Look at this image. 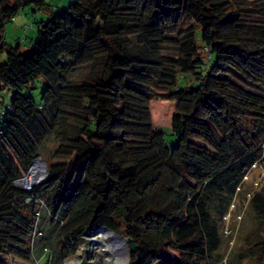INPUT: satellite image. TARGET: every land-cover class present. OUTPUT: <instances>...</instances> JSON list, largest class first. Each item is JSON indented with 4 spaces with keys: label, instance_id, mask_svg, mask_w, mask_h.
<instances>
[{
    "label": "trees",
    "instance_id": "trees-1",
    "mask_svg": "<svg viewBox=\"0 0 264 264\" xmlns=\"http://www.w3.org/2000/svg\"><path fill=\"white\" fill-rule=\"evenodd\" d=\"M26 6L49 16L31 50L5 41ZM3 88L0 264L37 259L43 209L57 263L107 229L127 264H264V184H244L264 163V0H0ZM151 101L175 103L172 148ZM39 157L47 177L16 184ZM243 205L255 228L222 254Z\"/></svg>",
    "mask_w": 264,
    "mask_h": 264
},
{
    "label": "rangeland",
    "instance_id": "rangeland-1",
    "mask_svg": "<svg viewBox=\"0 0 264 264\" xmlns=\"http://www.w3.org/2000/svg\"><path fill=\"white\" fill-rule=\"evenodd\" d=\"M46 3H50L53 7H65L72 3L74 0H44ZM26 18V19H25ZM49 18L46 10H38L33 6H26L22 8L17 14L18 24L23 21L31 22V28L28 30H22L18 28L16 22H10L6 26L5 30V41L15 45L19 41L23 50H31L32 41L37 34V22L45 21ZM44 84L41 81H37L35 88L28 92L34 100L39 103ZM13 98V91L10 88H3L0 90V113L9 108ZM151 120L153 127H160L164 132V138L167 147L172 148L176 143L177 137L171 132V117L175 112V103L169 101H151L150 103ZM1 123V120H0ZM54 147L53 142L49 139L42 148V153L46 155L50 149ZM41 158V157H40ZM42 159V158H41ZM26 174L23 175V177ZM244 184L248 189L259 188L264 184V163L255 167L250 171L247 178L244 180ZM264 219V217H262ZM226 224L228 228L233 227L230 236L224 237L222 244L221 253L225 254L229 246L233 245V250H239V247L244 245L245 237L255 228L254 220L245 205L242 206L239 216H230L226 218ZM51 221L46 210L41 211V216L37 225L36 238L34 239V252L37 257L36 260L31 262H23L18 259H12L11 264H64L69 258L68 255L60 262H56V255L51 250ZM227 230V231H229ZM38 231L41 236L38 237ZM49 240H48V239ZM111 238L105 237L104 233L98 232L96 236L90 237L89 240L78 246L75 252L80 247H86L90 254V260L93 264H105L107 259L112 258V253L107 251V247ZM74 252V253H75ZM42 254L37 256V254ZM119 254V253H118ZM92 256V257H91ZM66 259V260H65ZM116 262V263H115ZM113 264H119L115 261ZM66 264V263H65ZM241 264H248L241 262Z\"/></svg>",
    "mask_w": 264,
    "mask_h": 264
},
{
    "label": "water",
    "instance_id": "water-1",
    "mask_svg": "<svg viewBox=\"0 0 264 264\" xmlns=\"http://www.w3.org/2000/svg\"><path fill=\"white\" fill-rule=\"evenodd\" d=\"M36 163L39 164L38 171H39L40 175H38L36 177L37 180H36V182L34 184L41 182L48 175L46 163H45V161L43 159H41L39 157V158L35 159L32 162L31 166L29 167V169H28V171L26 173V176L32 171V169L34 168V165ZM26 176L20 178L19 181L24 179ZM99 232H102L105 235L109 236L112 241H115L116 243H119L120 247H118L117 253H119V255H121L124 258V264H127L128 261H129V258H130V252H134L135 251L134 243L131 240H126L121 235H119V234H117V233H115L113 231L107 230V229H101V230H99ZM72 254H74V253H72ZM72 254H70V255H72ZM75 264H92V263L89 261L88 256L82 255L81 258Z\"/></svg>",
    "mask_w": 264,
    "mask_h": 264
},
{
    "label": "bare ground",
    "instance_id": "bare-ground-1",
    "mask_svg": "<svg viewBox=\"0 0 264 264\" xmlns=\"http://www.w3.org/2000/svg\"><path fill=\"white\" fill-rule=\"evenodd\" d=\"M38 166H39V164L36 163L34 165V168L32 169V171L24 179L20 180L19 184L22 185L24 188L29 189L30 186H32L36 182V180H37L36 177L38 175H40V173L38 171ZM104 236L108 237L105 234H104ZM118 247H120L119 243H116L115 241H112V240L109 242V245L107 247V251L112 253V258L107 259L105 264H113L115 261H117V263H119V264H124V258L117 253ZM90 254L88 253V250L86 247H80L74 254L69 256V258L66 260L65 263L66 264H75L81 258L82 255L88 256L89 261L91 262Z\"/></svg>",
    "mask_w": 264,
    "mask_h": 264
},
{
    "label": "crops",
    "instance_id": "crops-1",
    "mask_svg": "<svg viewBox=\"0 0 264 264\" xmlns=\"http://www.w3.org/2000/svg\"><path fill=\"white\" fill-rule=\"evenodd\" d=\"M12 22H16L18 24L17 16L15 17V19ZM17 26H18L19 29L28 30V29L31 28V22L23 21V22H20Z\"/></svg>",
    "mask_w": 264,
    "mask_h": 264
},
{
    "label": "built area",
    "instance_id": "built-area-1",
    "mask_svg": "<svg viewBox=\"0 0 264 264\" xmlns=\"http://www.w3.org/2000/svg\"><path fill=\"white\" fill-rule=\"evenodd\" d=\"M15 182H16V184H19V180H16ZM19 185H20V184H19ZM25 189L28 190V188H25ZM29 189H30V188H29Z\"/></svg>",
    "mask_w": 264,
    "mask_h": 264
},
{
    "label": "clouds",
    "instance_id": "clouds-1",
    "mask_svg": "<svg viewBox=\"0 0 264 264\" xmlns=\"http://www.w3.org/2000/svg\"><path fill=\"white\" fill-rule=\"evenodd\" d=\"M19 180V179H18Z\"/></svg>",
    "mask_w": 264,
    "mask_h": 264
}]
</instances>
